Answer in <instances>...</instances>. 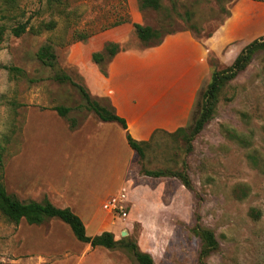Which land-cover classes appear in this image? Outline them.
<instances>
[{"label":"rangeland","instance_id":"374dc122","mask_svg":"<svg viewBox=\"0 0 264 264\" xmlns=\"http://www.w3.org/2000/svg\"><path fill=\"white\" fill-rule=\"evenodd\" d=\"M160 2L158 9H141L140 0H0V176L23 201L49 198L38 186L62 176L79 198L108 201L125 193L126 217L105 209L106 223L116 239L135 241L155 264H200L197 226L214 231L219 241L206 264H264V41L241 71H227L245 46L264 37V0ZM135 9L138 23L161 34L191 31L209 49L212 74L222 79L212 116L191 142L183 132L157 130L145 157L135 155L126 181L112 183L106 193L109 185L84 188L76 181L83 176L80 162L103 163L99 156L80 157L81 138L70 123H81L90 110L78 86L57 76L85 86L69 59L71 47L132 23ZM20 24L27 30L17 36L13 28ZM45 44L56 54L53 65L38 56ZM119 44L143 47L134 30ZM59 105L71 108L66 117L54 109ZM53 220L16 224L0 211V264H140L129 248H92L66 222Z\"/></svg>","mask_w":264,"mask_h":264},{"label":"crops","instance_id":"0c3cea01","mask_svg":"<svg viewBox=\"0 0 264 264\" xmlns=\"http://www.w3.org/2000/svg\"><path fill=\"white\" fill-rule=\"evenodd\" d=\"M133 17L132 23L119 24L107 35L101 34L71 47L69 59L91 94L110 101L116 113L126 119L128 130L135 139L149 141L157 130L174 132L189 125L199 93L211 81L212 72L207 46L191 31L181 30L166 35L159 45L118 51L104 74L93 62V52L102 50L110 41L126 42L133 31V23L139 22L137 9L133 11ZM72 130L81 138L80 157L96 160L99 156L103 163L95 161L90 167L89 163L80 162V168H84L83 176L76 180L80 185L84 188L109 185L104 189L107 193L112 183L126 181L137 153L128 144L126 130L117 121L101 120L90 111ZM94 169L98 170L95 177ZM70 182L62 176L57 182H46L38 187L45 190L55 205L70 207L83 219L86 229L91 228L96 234L110 231L111 224L106 223L104 208L106 199L79 198ZM29 187L33 188L34 184L30 183ZM51 219L56 221V218ZM99 247L102 246L92 248ZM83 259L84 263L85 257ZM90 264L105 263L93 259Z\"/></svg>","mask_w":264,"mask_h":264},{"label":"trees","instance_id":"16d2710c","mask_svg":"<svg viewBox=\"0 0 264 264\" xmlns=\"http://www.w3.org/2000/svg\"><path fill=\"white\" fill-rule=\"evenodd\" d=\"M160 6V0H140L141 9H158ZM26 30V24H20L19 26L13 28V33L17 36H20L26 32ZM133 30L138 38L143 42V47L141 49L159 45L162 43L166 35L173 33L170 32L167 34H161L157 28L138 22L133 23ZM263 41L264 37H261L253 40L247 46H245L235 59L232 66L227 69V71H229V75L237 74L239 71H241L252 59L255 48L262 45ZM122 49L126 48L122 47L117 42H107L102 50L93 52L92 60L100 67L104 74H107V66L109 62L113 59L115 54ZM38 56L48 65H53L56 58V54L52 51V46L49 44H45L41 47L38 52ZM221 79L222 74H220V72H214L212 74L211 81L209 82L206 91L202 94L203 104L200 105V114L197 113L196 117L194 118V123L185 127H180L176 131L168 133L176 135L180 132H183L187 141L191 142L196 137V135L202 131L207 121L212 116L215 102L217 100V93L221 85ZM57 80H70L74 85L78 86L86 100L88 109L94 112L101 120L117 121L126 130V138L130 147L139 155L140 158L145 157V145L148 143V141H139L131 135L128 130V123L126 119L116 113L115 108L108 99H102L105 101V103H101L100 99L94 97L91 94L86 85L84 86L77 84L68 75H58ZM54 109L57 110V112L62 117H66L71 108L68 106L59 105ZM79 125L80 123L73 121L70 123V128L75 129ZM145 174L155 177L164 175V173L161 171L153 172L148 170H145ZM183 181L186 186H191V182L187 176L183 177ZM0 211L16 224L20 223L22 219H25L29 224L39 225L51 218H59L71 227L77 239L82 242L89 243L92 247L102 246L106 248H115L118 245H123L133 252L135 258L140 264H155L152 255L149 252L142 251L138 247L137 243L133 240L126 238L116 239L114 233L109 230H105L96 235H88L83 219L70 207H59L55 205L49 198H45L42 201H23L13 194H10L1 176ZM196 232L203 241L200 252V264H206L205 258L218 247L219 241L214 231L209 228L197 226Z\"/></svg>","mask_w":264,"mask_h":264},{"label":"built area","instance_id":"2783aa9c","mask_svg":"<svg viewBox=\"0 0 264 264\" xmlns=\"http://www.w3.org/2000/svg\"><path fill=\"white\" fill-rule=\"evenodd\" d=\"M127 196L125 193H121L119 196H113L110 200L104 203V208L110 212H117L120 217L125 218L127 213L125 205L127 203Z\"/></svg>","mask_w":264,"mask_h":264}]
</instances>
